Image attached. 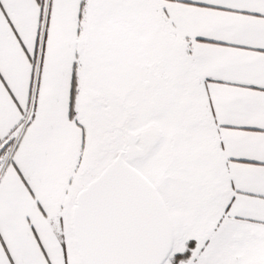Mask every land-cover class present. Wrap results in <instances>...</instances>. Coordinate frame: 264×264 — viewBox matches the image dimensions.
<instances>
[{"label": "snow or ice", "instance_id": "1", "mask_svg": "<svg viewBox=\"0 0 264 264\" xmlns=\"http://www.w3.org/2000/svg\"><path fill=\"white\" fill-rule=\"evenodd\" d=\"M0 264H264V0H0Z\"/></svg>", "mask_w": 264, "mask_h": 264}]
</instances>
